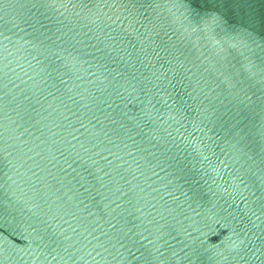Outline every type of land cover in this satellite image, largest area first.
<instances>
[{
  "label": "water",
  "instance_id": "95a60500",
  "mask_svg": "<svg viewBox=\"0 0 264 264\" xmlns=\"http://www.w3.org/2000/svg\"><path fill=\"white\" fill-rule=\"evenodd\" d=\"M0 264H264V0H0Z\"/></svg>",
  "mask_w": 264,
  "mask_h": 264
}]
</instances>
